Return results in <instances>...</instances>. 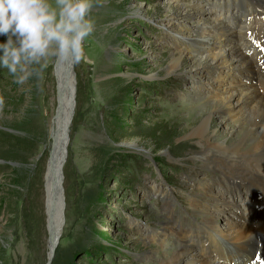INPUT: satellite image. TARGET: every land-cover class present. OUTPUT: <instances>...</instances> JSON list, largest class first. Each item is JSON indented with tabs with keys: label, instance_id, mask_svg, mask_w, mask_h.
<instances>
[{
	"label": "rangeland",
	"instance_id": "rangeland-1",
	"mask_svg": "<svg viewBox=\"0 0 264 264\" xmlns=\"http://www.w3.org/2000/svg\"><path fill=\"white\" fill-rule=\"evenodd\" d=\"M197 2L93 0L83 57L79 63L71 59L74 107L51 264H171L180 245L172 224L195 231L208 219L212 225L204 224L212 234L223 236L212 229L226 218L210 198L214 193V202L226 198L239 219L253 213H245L243 204L254 197L256 185L239 184L240 196L224 193L216 185L220 163H206L199 153L224 154L187 137L207 115L217 128L215 144L230 146L233 140L224 135L239 136L249 126L223 113L225 106L216 100L223 98H212L216 91L207 89L216 86L213 76L220 79L227 71L212 66L202 43H195L200 29L215 22L212 13L224 9L203 3L212 10L203 12ZM247 32L251 39L253 27ZM187 39L195 41L190 51ZM179 51L189 58L169 71L170 54ZM54 60L29 65L23 81L19 72L0 68V264H45L48 255L46 171L57 125ZM250 142L245 139L242 150ZM164 226L169 230L162 231ZM189 237L197 240L194 232ZM175 264L193 263L184 256Z\"/></svg>",
	"mask_w": 264,
	"mask_h": 264
},
{
	"label": "bare ground",
	"instance_id": "bare-ground-1",
	"mask_svg": "<svg viewBox=\"0 0 264 264\" xmlns=\"http://www.w3.org/2000/svg\"><path fill=\"white\" fill-rule=\"evenodd\" d=\"M197 1L202 2L199 8L203 12L211 13V9H206L208 7H217L218 10L224 9L221 14L219 12L212 13L213 16L215 15V22L205 26L202 30L200 29L201 35L195 43V45L199 42L202 43L199 47L204 50L205 55H208L212 66L227 71L225 73L220 70L222 76L220 79L213 76L216 86H207V89L216 91L215 95L211 93L212 98H223L216 99L221 102L219 107L225 106L223 113L231 117L232 120L237 115L240 122L243 120V123L247 122L249 126L238 132L239 136L224 135L226 140H233L232 144L229 143L230 146L222 143L215 144L211 137L217 128H211L209 115H207L202 118L198 126L189 132L187 137L196 140L198 138L203 139L205 143L208 142L207 148H215L214 151L225 155H214L213 153L206 156L199 153V157H203L206 163H220L216 169V185L224 192L240 196L241 190L238 185L245 182L256 185V189L254 197L249 198L243 204V207L246 204L245 213L249 210H252L253 213L242 219H239L238 211L230 206L226 198V200L220 198L214 202L216 194L211 195L210 198L213 199V203L222 206L219 209L226 216L223 218L221 227L212 226V229L224 237L212 234L208 225L204 224L205 221L212 225L211 220L208 219H202L195 231L180 226V223L178 226L172 224L173 234H176L180 240V245L177 246L172 255L171 264L177 263L184 256L193 264H244L252 257L256 261H262L264 260V0H237L234 7L231 6L234 0ZM216 1L222 3L216 5ZM203 3L207 5L206 8H202ZM167 4H170L168 7L172 6L173 9L180 12L178 5L170 2ZM236 15L240 16V19L234 20ZM248 26L253 27L251 39L247 38ZM218 35H221L223 39ZM186 42L188 43L186 49L190 51L188 48L195 41L188 40ZM249 48H252V52L248 50ZM170 55L171 66L169 71L172 72H175L176 68L180 66L183 58H189L180 51L171 52ZM72 72L71 59L55 58L53 75L60 86L62 85L61 77L63 78L64 74L69 79V86H73L74 76ZM197 74L203 75L204 72L198 71L195 75ZM239 74H241V78L238 77ZM220 95L221 97H218ZM58 99L59 103L64 104V110L60 115L56 112L55 122L57 125L56 129L52 130L54 137H51V149L47 161L48 201L46 218L49 231L47 233L48 255L46 260L52 252V241L58 238L62 222V166L67 144V134H63L70 118L67 112V96L64 95L62 100ZM219 107L218 111L220 110ZM245 139H250V146L246 150H242V142ZM60 146L61 149H59ZM257 178L259 182L256 181ZM214 188L211 184L210 189L213 190ZM239 208L241 207L237 209ZM182 228H184L183 232L185 233L180 231ZM165 230H169V228L164 226L162 231ZM192 232L197 236L196 241L189 237ZM234 241H238L242 246ZM192 245L199 253L192 249Z\"/></svg>",
	"mask_w": 264,
	"mask_h": 264
},
{
	"label": "clouds",
	"instance_id": "clouds-1",
	"mask_svg": "<svg viewBox=\"0 0 264 264\" xmlns=\"http://www.w3.org/2000/svg\"><path fill=\"white\" fill-rule=\"evenodd\" d=\"M92 6L93 0H0V68L23 81L29 65L49 57L79 63Z\"/></svg>",
	"mask_w": 264,
	"mask_h": 264
},
{
	"label": "water",
	"instance_id": "water-1",
	"mask_svg": "<svg viewBox=\"0 0 264 264\" xmlns=\"http://www.w3.org/2000/svg\"><path fill=\"white\" fill-rule=\"evenodd\" d=\"M73 76H74V74H73ZM61 80H62V85L61 86H60V83L56 82V98H57L56 112L59 115L62 114V111L64 110V104H62L61 102L59 103V101H58L59 99L58 98H60L62 100L63 99V96L66 95L67 98H68V108H67V112H68V115L70 117L69 118V121H67V125H66V128H65L64 134H63V135H66V134H68V126H69V123H70L71 116L73 114V107H74V85L72 87L69 86V83H68L69 82V79H68V77H67L66 74L63 75V78L61 77ZM55 115H56V113H55ZM61 140H62V138L60 139V142H61ZM59 149H61V146L59 147ZM57 240H58V238H55L52 241V245H51L52 246V252H51L49 258L46 260L45 264H51V261H52V258H53V254H54V251H55L56 246H57Z\"/></svg>",
	"mask_w": 264,
	"mask_h": 264
},
{
	"label": "snow or ice",
	"instance_id": "snow-or-ice-1",
	"mask_svg": "<svg viewBox=\"0 0 264 264\" xmlns=\"http://www.w3.org/2000/svg\"><path fill=\"white\" fill-rule=\"evenodd\" d=\"M253 264H256V262L254 261ZM259 264H264V260L260 261Z\"/></svg>",
	"mask_w": 264,
	"mask_h": 264
},
{
	"label": "trees",
	"instance_id": "trees-1",
	"mask_svg": "<svg viewBox=\"0 0 264 264\" xmlns=\"http://www.w3.org/2000/svg\"><path fill=\"white\" fill-rule=\"evenodd\" d=\"M53 259V258H52ZM51 263H52V261H51Z\"/></svg>",
	"mask_w": 264,
	"mask_h": 264
}]
</instances>
